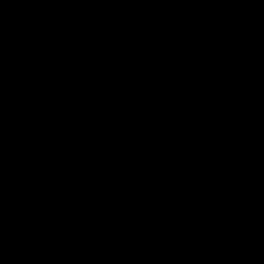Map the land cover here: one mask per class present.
Returning a JSON list of instances; mask_svg holds the SVG:
<instances>
[{
    "label": "trees",
    "instance_id": "trees-1",
    "mask_svg": "<svg viewBox=\"0 0 264 264\" xmlns=\"http://www.w3.org/2000/svg\"><path fill=\"white\" fill-rule=\"evenodd\" d=\"M111 1L0 0V88L39 90L9 119L6 148L7 156L29 155L38 172L28 187L4 194L0 211L11 207L37 225L120 198L148 179L149 128L114 96L111 63H128L136 84L150 87L158 61L189 46L219 72L244 66L248 82L264 85V0H145L147 24L170 33L146 42L138 19L95 17L93 9ZM263 164L264 102L190 137L143 186L129 221L100 230L84 252L61 255L68 264H220L224 240L245 239L236 209L256 196L264 202L255 171ZM196 205L224 239L202 241L182 226L179 216ZM259 255L264 260V243Z\"/></svg>",
    "mask_w": 264,
    "mask_h": 264
},
{
    "label": "water",
    "instance_id": "water-1",
    "mask_svg": "<svg viewBox=\"0 0 264 264\" xmlns=\"http://www.w3.org/2000/svg\"><path fill=\"white\" fill-rule=\"evenodd\" d=\"M147 4L126 3L115 8H94L95 17L117 19L128 15L145 26ZM249 71L238 66L219 72L193 47L180 48L158 61L150 87L138 86L125 73L114 84L116 99L129 101L141 113L149 131L148 179L126 195L90 204L36 227L29 234L0 244V264H66L65 258L45 245L51 239L70 252L80 254L104 227L121 226L136 212L143 186L153 182L166 168L174 152L190 137L222 122L226 117L254 104L264 102V85L248 82ZM39 90L21 87L7 93L0 88V198L12 188H25L31 183L27 171L29 158L15 154L4 161L9 119L25 113L35 102ZM245 240L235 244L224 240L220 264H264L259 248L264 243V202L256 196L235 211ZM182 226L202 241L224 239L214 217L203 206L196 205L179 216ZM81 223L76 229L72 226Z\"/></svg>",
    "mask_w": 264,
    "mask_h": 264
},
{
    "label": "rangeland",
    "instance_id": "rangeland-1",
    "mask_svg": "<svg viewBox=\"0 0 264 264\" xmlns=\"http://www.w3.org/2000/svg\"><path fill=\"white\" fill-rule=\"evenodd\" d=\"M126 3H135V4H143L145 3V0H112L109 4L105 5V7H110V8H115L117 9L120 6L125 5ZM144 18L147 20V17L144 15ZM159 28H154L152 23H148L144 26V30L142 32V40L146 42L147 40L154 39L156 38L157 40L164 39V35L159 32ZM170 33H167L166 35L168 36ZM5 47V43L1 42L0 43V51H2ZM128 63L126 62H117L115 64L111 63L109 66H114L116 69L112 70L110 79H114L115 83L116 82H121L123 75L126 73V70L124 69L127 66ZM75 68L78 69V65H75ZM114 91V89H113ZM175 154V152H174ZM30 165H33L34 163L31 161V157L28 155ZM37 162V161H36ZM73 165V164H72ZM71 162L59 167V168H50L47 170V174H52V173H59L62 172L63 170H67V168L72 167ZM168 165V164H167ZM164 171V170H163ZM258 174L261 175V178L264 179V167L260 168L258 170ZM19 213V212H18ZM27 218H24L22 215L13 213L12 216H9L5 218L2 222L3 226L7 228L6 232L4 235H14L17 234L18 236L24 235L25 233L30 232L35 228L36 225L31 224V222L26 221ZM0 236V238H1ZM93 242V241H92ZM90 246V245H89Z\"/></svg>",
    "mask_w": 264,
    "mask_h": 264
},
{
    "label": "flooded vegetation",
    "instance_id": "flooded-vegetation-1",
    "mask_svg": "<svg viewBox=\"0 0 264 264\" xmlns=\"http://www.w3.org/2000/svg\"><path fill=\"white\" fill-rule=\"evenodd\" d=\"M11 156H7L6 155V153H5V157H4V161L5 160H7V159H9ZM28 157V156H27ZM262 167H264V164L263 165H261V166H258L256 169H255V171H256V175L258 176V178L261 180V182L262 183H264V179H262L261 178V175H259L258 174V170L260 169V168H262ZM27 171H29L30 172V174H31V178L33 177V175L36 173V172H38V170L36 171L35 169H34V167L32 166V165H30L29 164V166H28V168H27ZM32 181V180H31ZM12 189H20V188H12ZM8 190H11V189H8ZM7 190V191H8ZM6 191V192H7ZM5 192V193H6ZM4 193V194H5ZM4 194L2 195V197L0 198V201L3 199V196H4ZM15 212V209H13V208H5V209H3L2 211H0V236L1 235H4V233L6 232V230H7V228L6 227H4L3 226V224H2V222H3V220L5 219V218H7V217H9V216H12V214ZM66 214V213H65ZM212 215V214H211ZM61 216V215H60ZM59 217V216H58ZM57 218V217H56ZM53 219H55V218H52V219H50V220H47V221H44V222H41V223H38L36 226H35V228L36 227H38L39 225H41V224H43V223H46V222H48V221H51V220H53ZM26 221H30L28 218L26 219ZM81 223H79V224H77V225H75V226H72V227H70L68 230L69 231H71V230H74V229H76L79 225H80ZM111 225H109V226H106V227H104V228H108V227H110ZM34 228V229H35ZM33 229V230H34ZM33 230H31V231H33ZM30 231V232H31ZM30 232H28V233H25L24 235H26V234H29ZM98 234V233H97ZM97 234H96V236H97ZM24 235H21V236H24ZM21 236H14V235H5V236H1V238H0V244H3V243H6V242H8L9 240H12V239H14V238H18V237H21ZM96 236L94 237V239L96 238ZM245 240V239H244ZM94 241V240H93ZM44 243H45V245L46 246H48L50 249H52L53 250V252L55 253V254H58V255H61V252H60V250H63V249H66V247L65 246H63V245H61V244H58V243H54L51 239H46V240H44ZM92 244V243H91ZM90 244V245H91ZM67 250V249H66ZM62 256V255H61ZM65 261H66V264H68L67 263V260L65 259Z\"/></svg>",
    "mask_w": 264,
    "mask_h": 264
}]
</instances>
